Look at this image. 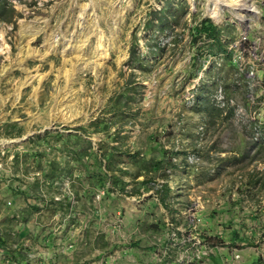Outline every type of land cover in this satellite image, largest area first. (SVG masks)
Instances as JSON below:
<instances>
[{"label":"rangeland","instance_id":"1","mask_svg":"<svg viewBox=\"0 0 264 264\" xmlns=\"http://www.w3.org/2000/svg\"><path fill=\"white\" fill-rule=\"evenodd\" d=\"M233 44L264 53V0H0V264H264Z\"/></svg>","mask_w":264,"mask_h":264},{"label":"built area","instance_id":"2","mask_svg":"<svg viewBox=\"0 0 264 264\" xmlns=\"http://www.w3.org/2000/svg\"><path fill=\"white\" fill-rule=\"evenodd\" d=\"M259 13H262L260 10ZM259 18V17H258ZM248 40L247 35H243L241 37V42L246 43ZM235 50L234 52V59L233 61L236 63V67L239 70H244L246 72V75L254 81V84L252 86H255L259 83V77H258V70L260 62L264 61V53H259L258 51H254V45L250 46L248 48H244L238 44H233L231 46ZM246 51L250 53V55L253 57V60H248L246 56ZM260 61V62H259ZM258 63V64H257ZM222 63L220 62V65ZM213 101L215 104L220 107L223 110H228L231 106L235 108L237 111H241V109H238L239 106L236 104L234 99H228L226 96V93L224 92V89L222 86H220L217 94L214 96ZM255 124H259V122H255Z\"/></svg>","mask_w":264,"mask_h":264},{"label":"trees","instance_id":"3","mask_svg":"<svg viewBox=\"0 0 264 264\" xmlns=\"http://www.w3.org/2000/svg\"><path fill=\"white\" fill-rule=\"evenodd\" d=\"M194 33L205 34L208 38L220 39V29L213 22L208 20L202 21L198 26L194 27Z\"/></svg>","mask_w":264,"mask_h":264},{"label":"bare ground","instance_id":"4","mask_svg":"<svg viewBox=\"0 0 264 264\" xmlns=\"http://www.w3.org/2000/svg\"><path fill=\"white\" fill-rule=\"evenodd\" d=\"M217 9V8H216ZM218 10V9H217ZM252 11H256L257 9L254 7V8H251ZM218 12V11H216Z\"/></svg>","mask_w":264,"mask_h":264}]
</instances>
